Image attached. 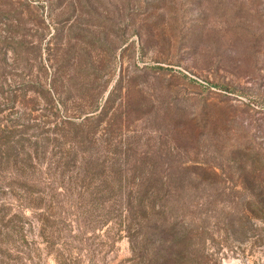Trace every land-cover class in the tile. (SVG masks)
I'll list each match as a JSON object with an SVG mask.
<instances>
[{
  "label": "rangeland",
  "instance_id": "374dc122",
  "mask_svg": "<svg viewBox=\"0 0 264 264\" xmlns=\"http://www.w3.org/2000/svg\"><path fill=\"white\" fill-rule=\"evenodd\" d=\"M65 119L88 130L74 155L106 160L122 193L89 196L37 146L35 199L0 196L23 215L25 255L0 264H137L123 215L106 221L136 175L159 196L135 254L264 264V0H0V129Z\"/></svg>",
  "mask_w": 264,
  "mask_h": 264
},
{
  "label": "trees",
  "instance_id": "16d2710c",
  "mask_svg": "<svg viewBox=\"0 0 264 264\" xmlns=\"http://www.w3.org/2000/svg\"><path fill=\"white\" fill-rule=\"evenodd\" d=\"M46 128V126L36 127L33 130L35 133L30 135H27V131L32 129L31 126L17 130L11 128L0 129V169L9 167L8 165L16 169L14 172H8L9 174L0 176L2 180L9 182L7 183L8 187H1L0 185V196L1 194H4V196L10 195L20 204L27 202V199H35L34 193L40 191L39 189L34 191L30 188L33 183L28 184L30 171L27 170L36 165L37 155L35 151L37 146L42 144L46 148L51 143L50 149L56 150L52 154L58 153L56 154L58 158L55 159L50 155L48 162L50 159L51 162H56L55 165H68L73 162L74 167H77V171L73 174L74 178L79 180L81 187H84L83 190L88 192L89 196L95 197L96 194L104 192L106 200L114 201V199L120 197L118 195L122 193V176L124 175L106 173V160L94 159L90 155L75 156L76 151H78L76 136L79 134L83 135L82 140L85 139L82 141L83 145L86 146L85 150H87V147L89 148L88 138H86L88 130L84 131L81 123H73L71 120L65 119L59 123L55 122L52 129L48 130ZM55 141H59V143H54ZM82 154H84L83 151ZM2 180L0 179V184ZM154 182L153 175L132 176L131 183L127 182L128 188L125 192L127 206L113 204L114 202L109 204L110 208L106 218L107 222L120 226L122 221L119 222V219L123 215L124 231L126 230L132 258H136L137 264H170V261H172L169 254H163L159 249L158 251L153 250V253L146 256L135 254L137 248L135 247L134 236L138 235L140 238L138 229L144 226L143 223L150 225L152 219L158 214L155 212L153 203L154 199L159 196V191L155 187L149 188L147 186L154 184ZM37 198L40 199L39 196ZM0 200V256L9 258L12 253H15L22 256L21 259H23L25 252L19 246L26 242L25 220L22 213H19L20 211H12L14 205L3 201V199ZM92 202H96L95 199ZM20 204L17 203V209L23 207ZM26 204L29 205L30 203L27 202ZM33 209L41 210L37 214V220H40L42 226L45 225L50 218L46 209L41 208L40 205L33 206ZM158 240L157 244L161 239ZM170 257L171 260H169ZM59 264L65 263L59 261Z\"/></svg>",
  "mask_w": 264,
  "mask_h": 264
}]
</instances>
